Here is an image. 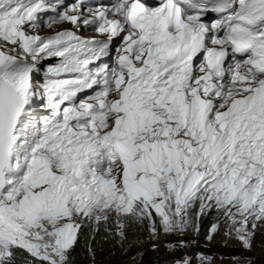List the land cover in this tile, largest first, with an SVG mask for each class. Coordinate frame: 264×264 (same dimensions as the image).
<instances>
[{"label":"snow or ice","instance_id":"snow-or-ice-1","mask_svg":"<svg viewBox=\"0 0 264 264\" xmlns=\"http://www.w3.org/2000/svg\"><path fill=\"white\" fill-rule=\"evenodd\" d=\"M208 217L264 233V0H0V264L175 254Z\"/></svg>","mask_w":264,"mask_h":264},{"label":"trees","instance_id":"trees-1","mask_svg":"<svg viewBox=\"0 0 264 264\" xmlns=\"http://www.w3.org/2000/svg\"><path fill=\"white\" fill-rule=\"evenodd\" d=\"M211 217L205 219L202 225L201 235L196 236L200 240L205 239L208 228L210 227ZM222 233L215 238V242H221L223 240ZM95 245L96 256L95 264H122L121 262V249L118 247V243L109 238L104 240L102 237H97V240L93 242ZM264 233H258L255 237V249L254 257L252 258L255 264H264ZM143 258L138 257L137 264H159V258L165 256L166 249H161V252L157 254L153 252L150 246H147L143 251ZM76 264H93L92 258L88 255L83 240L76 250Z\"/></svg>","mask_w":264,"mask_h":264},{"label":"rangeland","instance_id":"rangeland-1","mask_svg":"<svg viewBox=\"0 0 264 264\" xmlns=\"http://www.w3.org/2000/svg\"><path fill=\"white\" fill-rule=\"evenodd\" d=\"M44 33V32H40ZM43 64L46 67L45 61ZM144 238V237H142ZM132 239V237H130ZM169 242L178 241L180 239L193 241L195 240L197 243L193 244L192 247L188 249H180L175 254L169 253L166 249L165 256L159 258V264H171V261L174 259H179L184 255H190L193 257V264H197L195 260V254L198 252H203L205 255L214 257V264H232L231 257L243 255L246 258H253V251H246L243 248L239 247L235 242L230 241L227 245H225L224 238L221 242H208L206 239L200 240L198 237L189 235L184 237L171 236L166 238ZM150 245H143L138 247H133L130 251L125 252L120 244L118 247L121 249V262L122 264H133L131 258L137 257L135 264H137L138 252H143L145 248ZM221 257H224V260H221ZM119 264V263H118Z\"/></svg>","mask_w":264,"mask_h":264},{"label":"bare ground","instance_id":"bare-ground-1","mask_svg":"<svg viewBox=\"0 0 264 264\" xmlns=\"http://www.w3.org/2000/svg\"><path fill=\"white\" fill-rule=\"evenodd\" d=\"M65 27H66V25L53 26V30H52L53 32L52 33H46V34L53 35L55 30H57V29L63 30V29H66Z\"/></svg>","mask_w":264,"mask_h":264}]
</instances>
